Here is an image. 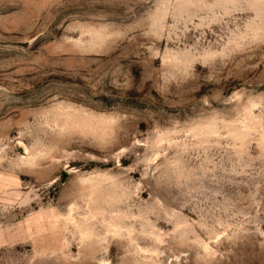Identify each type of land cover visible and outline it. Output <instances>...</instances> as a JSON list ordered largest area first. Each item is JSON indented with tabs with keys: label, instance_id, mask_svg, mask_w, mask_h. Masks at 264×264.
<instances>
[{
	"label": "rangeland",
	"instance_id": "obj_1",
	"mask_svg": "<svg viewBox=\"0 0 264 264\" xmlns=\"http://www.w3.org/2000/svg\"><path fill=\"white\" fill-rule=\"evenodd\" d=\"M0 264H264V0H0Z\"/></svg>",
	"mask_w": 264,
	"mask_h": 264
}]
</instances>
